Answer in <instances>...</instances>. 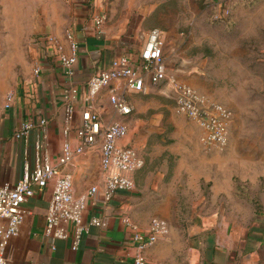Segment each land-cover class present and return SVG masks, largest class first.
I'll use <instances>...</instances> for the list:
<instances>
[{
	"label": "rangeland",
	"instance_id": "374dc122",
	"mask_svg": "<svg viewBox=\"0 0 264 264\" xmlns=\"http://www.w3.org/2000/svg\"><path fill=\"white\" fill-rule=\"evenodd\" d=\"M100 2L105 24L121 35L129 25L135 36L158 27L168 71L231 110L229 140L220 148L202 142L196 121L178 112L162 88L136 95L131 117L143 142L148 187L135 183L134 190L156 197L151 216L167 214L168 232L184 237L243 230L260 237L264 253V0H232L226 16L209 0ZM72 5L0 0V85L6 94L40 54L65 42Z\"/></svg>",
	"mask_w": 264,
	"mask_h": 264
},
{
	"label": "crops",
	"instance_id": "0c3cea01",
	"mask_svg": "<svg viewBox=\"0 0 264 264\" xmlns=\"http://www.w3.org/2000/svg\"><path fill=\"white\" fill-rule=\"evenodd\" d=\"M100 1L71 0L73 11L69 28L79 45L75 79L81 89H84L88 77L98 68L107 65L113 56L128 54L137 59L148 32L135 36L136 27L131 28L129 25V32L121 35L105 22L98 28L92 16L101 6ZM64 43L63 50L69 52L66 40ZM47 55L38 74L25 68L16 76L9 105L6 104L8 89L0 85V184H14L21 177L24 162L27 160L32 164L34 142L42 131L41 118L47 119V146L53 156L58 152L63 124V76L57 54ZM143 94L148 93L130 95L133 110L129 115V130L125 141L136 146L144 159L143 166L133 174L134 182L138 186L148 187L144 184L147 181V168H144L147 163L141 147L143 142L139 134L135 136L137 130L131 117L137 102L135 96ZM76 119L79 121L78 112ZM25 122L32 123L28 133L16 136ZM76 141L73 130L71 142L74 144ZM68 169L73 173L75 190L84 191L90 184L100 180L99 155L84 154ZM49 198V188L37 190L23 203L25 215L19 232L6 245L10 264H132L136 248L131 242L132 231L121 221V215L128 214L141 228L147 229L151 215L154 214L151 203L157 201L149 193L139 196L134 188L119 190L108 201L97 199L96 205L89 201L84 218L87 220L96 214L105 220V225H90L79 247L72 249L70 238H51L43 234ZM155 213L171 222L164 212ZM193 234L188 232L183 237L179 231L171 229L168 234L158 237L145 249L146 264H181V257L185 258L187 264H264V253L259 248L260 237L256 234L237 229L228 231L227 227L211 233L203 231L197 236Z\"/></svg>",
	"mask_w": 264,
	"mask_h": 264
},
{
	"label": "built area",
	"instance_id": "2783aa9c",
	"mask_svg": "<svg viewBox=\"0 0 264 264\" xmlns=\"http://www.w3.org/2000/svg\"><path fill=\"white\" fill-rule=\"evenodd\" d=\"M209 1L217 6L220 16H226L231 9L232 0ZM92 19L98 28L104 24L106 13L102 7L98 6ZM66 42L69 52L63 50L65 43L58 41L47 50V53L57 54L63 76L59 149L54 156L50 152L46 142L47 119L41 118L42 131L34 142L32 164L24 162L21 177L14 184H0V264H10L6 245L19 232L25 215L23 203L37 190L50 189L43 234L51 238H70L71 248L77 249L90 225H105L99 215L84 218L89 201L96 205L97 199L108 201L115 192L134 188L133 174L143 166L144 159L136 146L125 141L133 110L131 94L162 88L173 98L178 112L196 121L202 130V142L222 148L229 140L231 110L220 102L208 100L168 71L163 34L158 27L148 30L137 59L128 54L113 56L107 65L88 77L84 89L75 79L79 45L73 32L67 34ZM44 57L46 55H40L35 61L34 74L43 68ZM12 97L13 91L6 94L7 105ZM31 126V122L23 123L16 136L28 133ZM73 130L77 138L74 144L71 142ZM93 148H97L99 155L100 180L77 192L68 166ZM121 221L132 231L131 242L136 248L132 264H146V247L167 234L168 222L153 216L147 229H143L126 213L121 215Z\"/></svg>",
	"mask_w": 264,
	"mask_h": 264
}]
</instances>
